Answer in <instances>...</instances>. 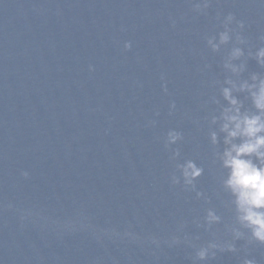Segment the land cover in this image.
<instances>
[{
  "label": "water",
  "instance_id": "obj_1",
  "mask_svg": "<svg viewBox=\"0 0 264 264\" xmlns=\"http://www.w3.org/2000/svg\"><path fill=\"white\" fill-rule=\"evenodd\" d=\"M193 2L0 0V264H193L190 244L231 239L239 226L207 133L233 42L212 52L205 40L232 13L254 51L264 5L209 0L197 13ZM251 72L264 69L248 59L242 78ZM169 129L183 136L175 159ZM186 160L204 169L194 188L170 183ZM208 209L221 220L206 230ZM234 243L198 264H264V245Z\"/></svg>",
  "mask_w": 264,
  "mask_h": 264
},
{
  "label": "clouds",
  "instance_id": "obj_2",
  "mask_svg": "<svg viewBox=\"0 0 264 264\" xmlns=\"http://www.w3.org/2000/svg\"><path fill=\"white\" fill-rule=\"evenodd\" d=\"M259 2L264 5V0ZM208 7L209 0L193 2V11L197 13L204 12ZM219 17L218 13L217 18ZM220 25L222 30L206 38V46L212 52H217L221 45L230 42H233V47L222 64L227 75L223 79V86L219 88V96L224 103L221 104L216 97L212 98V103L218 105V112L211 114L208 118L207 137L213 148V162H218L219 168L223 170L221 187L231 197L230 203L239 227L229 230L230 240L212 239L199 246L190 244L189 246L193 247V264L208 261L214 258L217 252H236L234 243L236 240L243 239L248 244L264 245V72H251L246 78H242L241 75L246 71L248 59H254L256 64L264 69V44L256 47L254 51L248 48L246 52L247 40L242 35L245 24L237 20L232 13L224 15ZM259 39L264 41V35H261ZM131 47L130 41L123 43L125 51ZM92 70V66L89 65V71ZM240 94L244 95V100L250 102L249 106H245L244 100L239 98ZM174 109L175 102H171L169 113L171 114ZM149 123L155 122L149 121ZM182 139V133L176 129H169L165 133L163 146L165 150L170 151L171 159L180 155L179 148L172 146L177 145ZM221 144L222 148L219 147ZM176 167L180 176L170 177L172 185L179 184L182 179L184 185L194 188L193 182L204 172V169L193 160H186L183 164H177ZM21 175L27 177L28 172H21ZM196 196L200 198L205 194L197 191ZM7 207L12 208L13 205L9 203ZM31 215V212H24L20 219L23 221ZM205 220L207 230L212 224L219 223L221 217L215 210L208 209ZM76 226L77 222L72 220L65 221L63 224L66 230H75ZM80 227L83 228L86 225L81 224ZM103 234L109 235V232L104 231ZM111 235L119 236L120 233L113 229ZM123 235L137 239L131 232H125ZM150 239L152 244L160 246V241L155 237ZM166 243L171 247L180 243V240L173 236ZM241 264H256V261L245 257Z\"/></svg>",
  "mask_w": 264,
  "mask_h": 264
}]
</instances>
